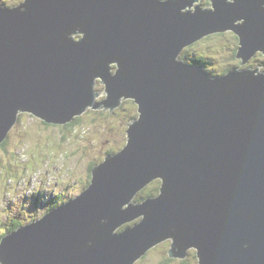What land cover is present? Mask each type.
Listing matches in <instances>:
<instances>
[{"label": "water", "instance_id": "1", "mask_svg": "<svg viewBox=\"0 0 264 264\" xmlns=\"http://www.w3.org/2000/svg\"><path fill=\"white\" fill-rule=\"evenodd\" d=\"M198 2L0 4V143L20 112L66 124L125 98L138 112L82 191L1 238L0 264H133L165 239L169 257L264 264V72L212 76L177 57L226 30L241 65L264 53V0Z\"/></svg>", "mask_w": 264, "mask_h": 264}, {"label": "rangeland", "instance_id": "2", "mask_svg": "<svg viewBox=\"0 0 264 264\" xmlns=\"http://www.w3.org/2000/svg\"><path fill=\"white\" fill-rule=\"evenodd\" d=\"M3 1L0 0L1 5L11 7L21 0H6L11 5L2 4ZM198 3L210 8L209 0ZM231 38L235 39L230 31L211 34L185 48L190 55L202 56L209 62L204 68L212 76L231 68H259L264 72L261 64L264 53L256 52L241 65L233 52L236 40ZM177 57L184 60L180 55ZM114 67L115 64L111 69ZM103 89L104 85L97 79L94 91ZM103 98L105 95H99L96 100ZM137 115V106L131 98L123 99L110 113L109 110L87 108L80 116H75L71 125H43L33 114L20 112L19 120L17 118L7 134L5 145L0 146V233L5 230L4 222L8 219H17L22 224L34 221L51 205L60 204L61 197L71 198L82 191L89 181L90 164H97L125 144L127 124ZM157 180L149 182L145 189L142 188L144 192L141 189L133 200L139 203L136 200L139 193L158 187ZM170 242L165 239L153 245L133 264H197L194 248H189L184 258L169 257Z\"/></svg>", "mask_w": 264, "mask_h": 264}, {"label": "trees", "instance_id": "3", "mask_svg": "<svg viewBox=\"0 0 264 264\" xmlns=\"http://www.w3.org/2000/svg\"><path fill=\"white\" fill-rule=\"evenodd\" d=\"M2 4H5V5H11L10 4V2H8V1H6V0H4L3 2H1ZM190 47V46H189ZM188 47V48H189ZM180 57L181 58H183L185 61L187 60V62L188 63H190V64H193V65H202V66H204V67H207L208 65H207V63H209V62H207L206 60H204V58L202 57V56H192V55H190L188 52H187V50H186V48L180 53ZM263 60H264V58H262ZM261 64H263L262 66H264V61H262L261 62ZM206 69V68H205ZM227 70H225L224 72H226ZM212 74H214V73H212ZM73 121L74 120H72L70 123H66V124H68V125H71V124H74L73 123ZM5 140L2 142V143H0V146H4L5 145ZM95 164L94 163H91L90 164V166H89V168H88V170H89V181H90V178H91V170H92V167L94 166ZM89 181H88V183H87V185L89 184ZM157 181H159V185H160V180H157ZM86 185V186H87ZM145 189V188H144ZM144 189H142L141 191H143L144 192ZM159 186L157 187H154L152 190H150V191H148L147 193H144V194H141V193H139V195L136 197V200H139V201H142V200H144L146 197H148V196H154V195H156V194H158L159 193ZM70 199V198H69ZM37 201V200H36ZM38 202V201H37ZM36 202V203H37ZM65 202V201H64ZM55 205H52L51 207H49V209L50 208H53ZM6 224V228H5V230L2 232V233H0V239L6 234V233H9V232H11V231H13V230H15V229H17L22 223L19 221V220H17V219H9L7 222H4V225Z\"/></svg>", "mask_w": 264, "mask_h": 264}, {"label": "flooded vegetation", "instance_id": "4", "mask_svg": "<svg viewBox=\"0 0 264 264\" xmlns=\"http://www.w3.org/2000/svg\"><path fill=\"white\" fill-rule=\"evenodd\" d=\"M226 31H230V33H232V35L234 36V38L235 39H232V41H234V40H236L235 42H236V45H237V47L234 49V55H235V57H236V51H237V48H238V46H239V38H238V36L233 32V31H231V30H226ZM223 32H225V31H223ZM218 33H222V32H217V33H212V34H214V35H217ZM211 34H209V35H207V36H210ZM207 36H205V37H203V38H201V39H199L198 41H196L195 43H197V42H199V41H201V40H203L204 38H207ZM194 43V44H195ZM191 46H193V44L191 45ZM224 73V72H223ZM18 120H19V118H18ZM40 123L41 124H43V125H48V126H55L54 124H46L45 122H43V121H40ZM67 199H69V196H66V197H61V199H60V203H62V202H64V201H66ZM53 205H58V204H53ZM52 206V205H51Z\"/></svg>", "mask_w": 264, "mask_h": 264}, {"label": "bare ground", "instance_id": "5", "mask_svg": "<svg viewBox=\"0 0 264 264\" xmlns=\"http://www.w3.org/2000/svg\"><path fill=\"white\" fill-rule=\"evenodd\" d=\"M205 36H207V35H205ZM205 36H203V37H205ZM203 37H202V38H203Z\"/></svg>", "mask_w": 264, "mask_h": 264}]
</instances>
